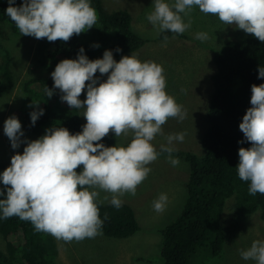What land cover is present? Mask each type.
I'll return each mask as SVG.
<instances>
[{
  "label": "clouds",
  "instance_id": "obj_1",
  "mask_svg": "<svg viewBox=\"0 0 264 264\" xmlns=\"http://www.w3.org/2000/svg\"><path fill=\"white\" fill-rule=\"evenodd\" d=\"M8 5L5 13L23 36L47 38L49 42H67L97 22L89 0H23L20 6L16 0H8ZM194 6L264 42V0H174L172 4L153 0L147 19L160 32L183 34L191 27V19L185 22L183 17H190ZM196 38L206 41L209 36L199 32ZM164 41H168L167 35ZM84 52L81 47L77 59L62 60L51 73L54 88L62 93L61 101L72 109L84 110L87 123L82 132L72 134L67 128L52 127L39 139L28 140L22 139L25 133L17 116L4 122L11 147H26L22 154L12 156L10 166L0 174L4 185L0 197H5L0 199L3 218L16 216L30 221L37 232L65 242L100 234L104 221L97 205L98 190L110 193L111 205L121 208L120 197L136 195L137 187L151 172L147 165L161 153L168 154L173 166L179 165V158L172 155L177 149L171 145L185 138L183 132L168 135L167 146L162 145L159 153L151 143L157 134H163L162 125L169 118L182 121L186 117L182 105L166 92L161 65L141 62L133 53L117 62L112 50H105L103 57L95 60H89ZM98 71L101 76L108 74L106 81L97 77ZM258 79H264V66L258 68ZM85 88L86 99L81 101ZM251 93V107L239 125L244 134L239 143L247 141L251 147L239 149L236 168L242 181H250L249 194L255 196L264 195V84H253ZM47 94L51 98L53 90L47 88ZM29 107L35 109L30 113L34 126L45 110L33 101ZM110 131L116 137L130 131L133 138L126 147H108L100 141ZM108 199L104 196L99 202ZM167 200V194L161 193L153 201V209L163 212ZM240 255L264 264V242L254 241Z\"/></svg>",
  "mask_w": 264,
  "mask_h": 264
},
{
  "label": "trees",
  "instance_id": "obj_2",
  "mask_svg": "<svg viewBox=\"0 0 264 264\" xmlns=\"http://www.w3.org/2000/svg\"><path fill=\"white\" fill-rule=\"evenodd\" d=\"M22 3L16 0V6ZM89 3L96 11V24L93 28L74 35L67 42L40 39L38 51L45 62L49 60L56 66L64 59H77L81 47L89 60L102 58L105 50H112L114 59L119 62L123 55L135 52L146 44L147 40L134 32L133 18L128 11L110 12L103 0H89ZM8 6V0H0V25H7L14 34H19L17 26L5 13ZM165 35L168 38L184 37L183 34L168 31L162 32L159 39L164 40ZM96 44L99 45L98 48L93 47ZM117 48L122 51H116ZM214 59L217 70L212 77L213 94L206 113L208 129L202 138L204 153L197 155L180 150L174 152L189 162L190 174L188 196L183 210L161 231L164 264H191L193 255L212 235L213 254H220L226 241L222 220L228 200L236 217L259 211L264 220V195H250V181H242L236 168L239 164V149L251 147L250 142L239 143L244 140L239 125L247 109L251 107V86L264 84V79H258V68L264 66V42L253 35L228 41L215 54ZM96 75L103 82L108 74L101 76L98 71ZM34 84L40 90L31 89L30 96L45 111L33 126L30 113L35 110L34 107L22 110L24 128L40 137L52 127L67 128L72 134L82 132V126L86 123L78 109H72L61 101L62 93L54 88L53 79L38 78ZM12 86L10 71H4L0 63V96ZM47 88L53 90L51 98L48 97ZM100 143L108 147L119 146L111 131ZM160 149L156 148L158 153ZM164 154L167 153L160 155ZM5 168L6 164L0 163V170ZM82 168L81 165L77 172L82 171ZM97 205L100 218L104 221L100 231L105 235L127 238L140 230L135 210L129 204L123 202L119 209L111 203L97 201ZM0 232L6 243L5 250L0 248V264H53V244L49 246L46 242L51 236L45 239L44 232H37L30 221L16 216L4 219L0 211Z\"/></svg>",
  "mask_w": 264,
  "mask_h": 264
},
{
  "label": "rangeland",
  "instance_id": "obj_3",
  "mask_svg": "<svg viewBox=\"0 0 264 264\" xmlns=\"http://www.w3.org/2000/svg\"><path fill=\"white\" fill-rule=\"evenodd\" d=\"M23 2V0H19ZM110 12L128 11L133 18V30L147 40L139 50L132 52L141 61H154L164 69L166 92L173 96L186 111L182 121L169 118L162 125L163 134H157L151 142L155 148L167 146L166 137L170 134L185 133L183 142L174 141L171 145L177 150L203 155L202 138L208 129L206 113L213 94L212 77L216 73L215 54L225 43L238 40L252 34L237 29L235 25H227L217 16L205 14L197 6L193 7L190 17H183L185 22L191 19V27L184 37L173 36L168 41L159 39L162 32L147 19L153 10V0H103ZM172 4L174 0H165ZM183 16V14H181ZM199 32L207 33L209 39L201 41L196 38ZM40 39L31 36L14 34L7 25H0V63L4 71H10L13 78L12 88L0 96V163L6 168L10 166L11 158L17 152L23 153L25 144L13 149L9 138L4 134L5 120L15 115L21 122L25 136L22 139L36 140L35 135L24 128L21 111L33 102L29 91L40 90L34 81L38 78H52L55 65L44 61L38 47ZM127 53L123 56H131ZM122 56V57H123ZM90 83L89 82H86ZM87 88L79 99H86ZM39 104V103H38ZM82 120L83 109H78ZM119 146L126 147L133 135L129 131L116 137ZM168 154L159 155L157 160L147 165L151 168L148 177L137 187L136 195L126 193L120 197L124 203L135 210L140 230L127 238H114L99 230L95 238H85L82 241L65 242L57 240L49 233L43 234L51 247L53 264H164L162 258V230L172 223L184 208L188 196L187 183L190 174V164L177 154L180 163L173 166L167 159ZM4 188L0 182V189ZM100 191L97 201L108 196L103 203H110L111 194ZM161 193L168 196L163 212L153 209V201ZM231 200V199H230ZM229 200L225 206L222 228L226 241L220 254L214 255L212 239L205 241L191 259V264H256L254 260L242 259L241 250H247L254 241L264 242V220L258 211L251 215L235 216L231 211ZM52 241V243H51ZM0 248L5 250L6 243L0 232Z\"/></svg>",
  "mask_w": 264,
  "mask_h": 264
}]
</instances>
